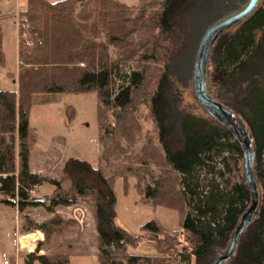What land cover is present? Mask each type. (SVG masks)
I'll return each mask as SVG.
<instances>
[{
	"label": "trees",
	"instance_id": "obj_1",
	"mask_svg": "<svg viewBox=\"0 0 264 264\" xmlns=\"http://www.w3.org/2000/svg\"><path fill=\"white\" fill-rule=\"evenodd\" d=\"M193 2L140 0L137 6H128L115 0H28L22 17L29 39L42 45L30 48L26 40H19L18 74L10 75L17 90H0V205L18 209L22 232L44 235V242L26 256L24 264H70L66 254H40L49 237L47 226L23 215L29 207L42 205L34 193L44 185L54 188L50 208L83 200L95 204L99 264H174L169 255L175 248L170 245L164 250V245L177 235L183 239L187 257L177 253L174 259L182 256L187 264H206L212 253L230 243L251 206L243 165H239L242 147L213 118L217 125L185 115L181 139L168 125L164 88L169 63L188 47L185 17ZM232 28L235 30L228 35ZM232 28L223 34L227 37L214 55L211 85L215 98L208 91L209 64L206 88L210 97L245 120L253 137L260 206L254 224L240 241L236 264H264V42L260 38L264 34V0ZM4 64L0 24V65ZM85 93L97 95L99 142L104 151L97 167L75 158L65 161L63 173L71 188L64 190L58 180L29 168L30 110L38 94ZM241 94H245L242 100ZM141 105L149 108L158 133L162 151L154 161L160 168L158 175L150 168L151 159L137 160L136 153L125 158L120 144L124 139L132 146L130 135L140 134L134 112ZM109 113L116 120L114 126L107 123ZM102 162L115 166L113 175L107 174ZM132 177L143 185L139 189L132 186L142 196L140 202L179 212V231L167 233L158 222L150 221L134 236L118 225L114 183L122 178L128 192ZM144 239L155 241L160 254L129 252Z\"/></svg>",
	"mask_w": 264,
	"mask_h": 264
},
{
	"label": "rangeland",
	"instance_id": "obj_2",
	"mask_svg": "<svg viewBox=\"0 0 264 264\" xmlns=\"http://www.w3.org/2000/svg\"><path fill=\"white\" fill-rule=\"evenodd\" d=\"M115 1L128 6H137L140 2V0ZM249 1L194 0L191 11L185 17V23L189 29L188 47L170 61L168 81L164 88L169 106L168 125L172 128L177 139H181V122L185 115H192L211 125H217L195 99L193 78L197 57L207 31L220 21L242 11ZM3 3H5L4 0ZM16 6L15 2L7 4L6 9L0 13L1 16H9V18L1 21L5 64L4 66L0 65V90H17L16 80L11 78L10 75L17 77L18 74V21L27 9L23 11L25 5L21 3L18 7V11H20L17 12ZM15 13L14 17H10ZM234 30L235 28H232L227 34L230 35ZM226 37L223 35L215 43L214 53L211 55L208 67V91L213 98H215V92L211 85V76L214 71V55L218 50L217 48H219V44ZM260 38L264 42V34ZM114 54L115 51L110 49V55L113 58H115ZM262 85H264V77L262 78ZM244 98L245 94H241L240 99ZM134 117L138 122L140 134L135 135L132 132L130 135L131 140L134 142L132 146H128L124 139L121 140V147L125 150L124 157L127 158L129 154L133 153L137 154V160L140 161L148 157L153 161L150 168L158 175L160 168L154 161L157 158V153L161 156L162 151L149 108L146 105H141L134 112ZM107 123L113 126L116 125V120L111 113H109ZM243 124L246 125V129L251 136L250 128L245 120ZM28 138L31 169L42 172L44 176L45 174L52 175L53 179L61 182L64 190L70 189V181L63 173L64 162L70 158H75L87 161L97 167L100 166L103 155L104 148L99 142L98 99L96 93L35 95L30 110ZM16 144L18 145V143ZM101 164L108 175L114 174L115 166L111 162H102ZM239 165L242 167L243 159ZM145 180L148 181L149 179ZM130 185L131 187L137 185L138 189L143 187V185L139 186V182L135 177L130 179ZM47 187L52 188V190H47ZM114 190L117 197L118 225L129 234L138 236L142 227L150 221L158 222L167 233L181 229L182 218L178 211L163 206L154 207L140 202L142 200L140 193L134 187L127 192L122 178L114 183ZM53 193L54 188L48 185H44L39 189L35 197L39 199L49 196V201L41 203V206L30 207L34 208L32 212L34 219L33 216H28L34 222L47 226L49 237L42 247L49 251L48 253L58 252L69 255L70 264H99L97 257L98 223L95 204L91 200H83L72 205H59L50 208V199ZM177 202L178 207L183 209V205L178 199ZM8 208L0 207V234L4 228V217L9 219L8 214L10 213L12 218H15L13 210ZM19 218L20 228L22 229L21 215ZM11 225L15 226V219ZM75 231H80L85 236L83 237V234L80 235ZM29 239H34V237ZM156 244L153 240L144 239L136 247L130 248L129 252L143 256H157L160 254V250ZM183 244L182 237L177 235L173 238V241L169 240L164 245V250L170 245L175 248L169 255L174 264H187L182 256L174 259L177 253H184V256L187 257L183 250ZM228 246L229 241L222 248L220 247L217 252L212 253L206 264H214L226 252ZM236 261L237 253L227 264H236ZM20 264H24L22 260ZM190 264H195V261H191Z\"/></svg>",
	"mask_w": 264,
	"mask_h": 264
},
{
	"label": "water",
	"instance_id": "obj_3",
	"mask_svg": "<svg viewBox=\"0 0 264 264\" xmlns=\"http://www.w3.org/2000/svg\"><path fill=\"white\" fill-rule=\"evenodd\" d=\"M260 2L261 0H250L242 11L220 21L207 31L201 43L194 71L193 89L195 99L211 118L233 133L242 147L243 175L251 194V206L240 219L230 239L226 252L219 257L214 264H227L236 255L245 231L252 226L256 220L260 206V196L254 173L255 150L253 147L252 134L251 136L249 135L246 125L243 124L244 120L242 118L237 116L228 107L210 97L206 88L207 67L212 48L218 39L230 28L251 16Z\"/></svg>",
	"mask_w": 264,
	"mask_h": 264
},
{
	"label": "crops",
	"instance_id": "obj_4",
	"mask_svg": "<svg viewBox=\"0 0 264 264\" xmlns=\"http://www.w3.org/2000/svg\"><path fill=\"white\" fill-rule=\"evenodd\" d=\"M46 1H48L50 3H55V2L62 1V0H46ZM2 2H3V0L0 1V13H2V11H4L6 9L7 4H12L15 2V4H17V6H16L17 12L20 11V10L18 11V7L21 3L23 5H25L23 11L27 9V4H28V0H4L5 3H3V4H2ZM16 13L10 17H14L16 15ZM6 18H9V16L8 15H6V16L0 15V24H1V21L6 19ZM18 66H19V62H18ZM29 168L32 172L37 173V174H41L44 176V174H42V172L34 171L31 169L30 156H29ZM45 176L50 177V178L53 177L52 175H49V174H45ZM47 190H52V188L47 187ZM38 201L40 203H45V202L49 201V196L39 198ZM0 207L5 208V209L8 208L4 205H0ZM8 209L13 210V212L15 214V218L14 217L12 218V215H10V213H9L8 214L9 219L7 217H4V219H3L4 228L0 234V264H20L21 260L23 261V263H25L26 256L35 252L38 244L44 242V235L41 232H35V233H29V234H25L24 232H22V229L20 228V218H19V216L21 215L20 212L18 211L17 208H11L10 207ZM33 209L34 208L29 207L23 213V215L33 216V214H32ZM32 218L34 219V216ZM14 219H15V226L13 227L11 225V223H12V221H14ZM84 232H85V230H84ZM75 233H78L80 235L83 234V233H80V231H75ZM82 236L84 237L85 235L83 234ZM31 237H34V239H29ZM48 252L49 251H46L45 248L41 247V250H40L41 255L46 254Z\"/></svg>",
	"mask_w": 264,
	"mask_h": 264
},
{
	"label": "built area",
	"instance_id": "obj_5",
	"mask_svg": "<svg viewBox=\"0 0 264 264\" xmlns=\"http://www.w3.org/2000/svg\"><path fill=\"white\" fill-rule=\"evenodd\" d=\"M18 28H19V31H20V29H23L22 33H19V40L21 38L24 39V40H26V45L28 47L34 48L35 46H41L42 45L40 41L34 42V41H32V40L29 39V34H28V31H27V25H26V21H25V18L24 17H21L19 19V21H18ZM35 195L36 194L34 193V196Z\"/></svg>",
	"mask_w": 264,
	"mask_h": 264
}]
</instances>
